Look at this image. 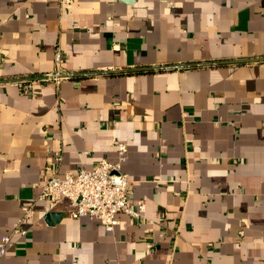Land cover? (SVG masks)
Segmentation results:
<instances>
[{"label": "crops", "instance_id": "1", "mask_svg": "<svg viewBox=\"0 0 264 264\" xmlns=\"http://www.w3.org/2000/svg\"><path fill=\"white\" fill-rule=\"evenodd\" d=\"M56 44L66 73L264 57V0H0V238L33 208L0 264H264V61L56 86L36 78ZM116 142L147 219L109 231L37 199L51 166L114 162Z\"/></svg>", "mask_w": 264, "mask_h": 264}, {"label": "built area", "instance_id": "2", "mask_svg": "<svg viewBox=\"0 0 264 264\" xmlns=\"http://www.w3.org/2000/svg\"><path fill=\"white\" fill-rule=\"evenodd\" d=\"M73 0H59L61 5H71ZM53 59L55 68L49 75V80L57 86L66 72L60 68L61 48L59 44L54 46ZM46 80V78H39ZM12 82L18 87L21 93H27L30 89V80L15 79ZM117 160L111 162L101 158L91 168H80L76 172L66 171L58 175L55 167H50V174L39 184L37 199H44L50 205L62 199H67L72 207L68 215L72 218L92 216L99 220L106 230L112 231L118 223L116 215L126 213L135 221H140L144 216L145 205L139 202L136 205L128 200L130 194V179L121 170V163L124 159L126 145L123 142H116ZM61 154L57 153L55 161L60 163ZM32 206L25 209L23 216L13 225L9 234L0 238V256L7 254L8 245L12 235L24 236L26 229L23 227L25 218L31 217ZM149 222H153L148 219ZM147 248L154 249V242L148 241Z\"/></svg>", "mask_w": 264, "mask_h": 264}, {"label": "water", "instance_id": "3", "mask_svg": "<svg viewBox=\"0 0 264 264\" xmlns=\"http://www.w3.org/2000/svg\"><path fill=\"white\" fill-rule=\"evenodd\" d=\"M251 61H264V57L248 58V59H228V60H217L207 62H196V63H185V64H171L163 66H146V67H134V68H123L116 70H98L88 72H77V73H66L63 77H75L81 75H93V74H106V73H120V72H133V71H147V70H159V69H174L189 66H201V65H217L223 63H236V62H251ZM36 78H50L49 75H40Z\"/></svg>", "mask_w": 264, "mask_h": 264}]
</instances>
